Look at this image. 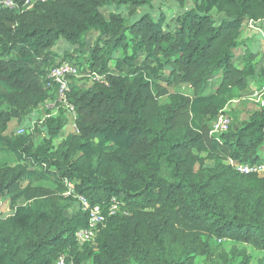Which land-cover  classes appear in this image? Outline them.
<instances>
[{
	"label": "trees",
	"instance_id": "1",
	"mask_svg": "<svg viewBox=\"0 0 264 264\" xmlns=\"http://www.w3.org/2000/svg\"><path fill=\"white\" fill-rule=\"evenodd\" d=\"M15 1L0 10V154L13 161L0 163V264H264V177L229 164L264 162V108L210 133L264 80L248 49L233 64L242 26L264 22V0ZM145 8L128 24L119 12ZM59 60L106 83L69 82L78 133L65 132L62 106L41 111ZM185 86L190 96L174 91ZM33 115L27 134H7ZM64 181L91 205L120 206L94 247L74 239L87 221L78 205L66 214L76 200Z\"/></svg>",
	"mask_w": 264,
	"mask_h": 264
},
{
	"label": "built area",
	"instance_id": "2",
	"mask_svg": "<svg viewBox=\"0 0 264 264\" xmlns=\"http://www.w3.org/2000/svg\"><path fill=\"white\" fill-rule=\"evenodd\" d=\"M34 1L43 2L44 0H25L24 6L27 9H30ZM15 8V0H0V10H13ZM78 73V69L71 62L59 60V62L51 69L47 76V79L51 80L57 86L56 97L54 100L45 103L41 107V111H46L55 110L57 106H62L71 119V123L68 125L69 132L71 131L74 133H78L74 123L76 114L74 108L67 103L66 95L69 93L70 78L77 77ZM83 76L89 78L91 84L93 82H97L106 85L104 78L99 75L89 76L87 74H83ZM255 95H257V93ZM257 103L258 107L264 108V104L262 102L257 101ZM43 117L44 115L41 117V120ZM230 124L231 120L226 110L220 113L212 121L210 132L211 135L217 136L219 134L225 133L228 130ZM23 132V129H18L16 134L20 135L23 134ZM229 164L236 172L240 174L264 177V162H257L253 164L230 162ZM64 184L67 188L65 196H71L76 200L79 209L86 216L87 221V226L85 228H80L75 231L74 239L79 247L84 245L94 247V242L97 235L105 228L106 219L118 214L120 212V206L114 198H112L109 204L105 207L100 205H91L84 197L74 193V187L70 182L64 181ZM57 264H64V256H61L58 259Z\"/></svg>",
	"mask_w": 264,
	"mask_h": 264
},
{
	"label": "rangeland",
	"instance_id": "3",
	"mask_svg": "<svg viewBox=\"0 0 264 264\" xmlns=\"http://www.w3.org/2000/svg\"><path fill=\"white\" fill-rule=\"evenodd\" d=\"M161 5V2L156 1L154 3V10L159 7ZM170 5V3L168 4ZM188 7L192 6V1L189 2ZM147 12L149 11V9H144V10H137L134 16H128L126 14V11L124 10H119V12H121L124 15V18L126 19V23L128 24L132 19H134L137 15L141 14V12ZM244 33L242 34V37H244ZM95 35L94 34H90L87 38H86V43L87 44H91L93 43L94 39H95ZM249 52L254 53L258 56H260L261 58H264V33H262L261 35H255L253 40L251 41V43L247 46ZM54 50H58L61 51L60 49H58L57 46H55ZM243 50V47L240 48V51H238L236 53V57L233 60V64L238 66L241 63V52ZM260 65L264 66V60H259ZM70 81L75 84L78 87H88L91 85V81L89 80V78L83 76L82 73H78L77 77H73L70 78ZM175 92H179L185 95L190 96V91L187 89V87H178L176 89H174ZM257 93V95H255ZM257 101H260L264 104V80H260L258 78H255L251 81L250 86L248 88V90L246 92H244L241 97L238 100L233 101L228 110L227 113L228 115L231 116V120L232 118H235L237 120H246L249 115H251L254 111L258 110L260 107H258V103ZM164 102H166V99L164 100ZM34 115L31 116L30 119L28 120H24L22 121V123L20 121H12L9 124V130L7 132V134H16L18 129H23V128H27V127H31L34 126ZM30 131L29 129L24 130L23 134H27ZM65 132H69L68 126L65 128ZM37 137V136H36ZM0 163H10L12 164L13 161L10 157L4 155V154H0ZM77 203L67 211V215L70 216L72 215L76 209H77ZM0 211L3 213V216H6L9 214V209H8V202H1L0 203ZM222 248L228 250L231 246V244L229 243H222ZM247 250L252 254L253 258L259 259L261 258V254L250 249L247 248ZM254 260V261H255ZM197 264H202V259H198L196 261ZM87 264H91L90 262Z\"/></svg>",
	"mask_w": 264,
	"mask_h": 264
},
{
	"label": "crops",
	"instance_id": "4",
	"mask_svg": "<svg viewBox=\"0 0 264 264\" xmlns=\"http://www.w3.org/2000/svg\"><path fill=\"white\" fill-rule=\"evenodd\" d=\"M243 33L245 34L244 37H242ZM262 33H264V22L257 23V24H253V23L244 24L242 26V28H241V36H240V39H239V41L242 44L241 47H243V49H248L247 46L251 43V41L253 40L254 36L255 35H261ZM240 48L238 49V51H240ZM262 59L264 60V58H261L260 56L257 55V60L258 61L262 60ZM236 67L240 68L241 67V63H240V65H238ZM164 100L165 99L162 100V103H165ZM8 130H9V128H8Z\"/></svg>",
	"mask_w": 264,
	"mask_h": 264
}]
</instances>
